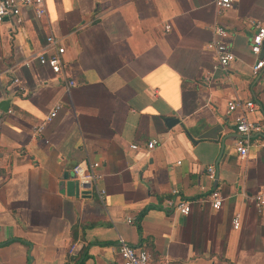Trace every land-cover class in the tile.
I'll return each instance as SVG.
<instances>
[{
    "label": "crops",
    "instance_id": "1",
    "mask_svg": "<svg viewBox=\"0 0 264 264\" xmlns=\"http://www.w3.org/2000/svg\"><path fill=\"white\" fill-rule=\"evenodd\" d=\"M45 6L41 18L25 7L0 25V264H122L119 238L147 250L150 264H264V210L249 199L264 186V148L240 158L227 111L253 101L254 141L264 139V68L253 76L250 51L264 0L228 10L214 0ZM215 27L235 58L226 69L207 49ZM48 36L64 48L60 75L36 58L55 53ZM84 160L101 165L102 200L73 177Z\"/></svg>",
    "mask_w": 264,
    "mask_h": 264
},
{
    "label": "built area",
    "instance_id": "2",
    "mask_svg": "<svg viewBox=\"0 0 264 264\" xmlns=\"http://www.w3.org/2000/svg\"><path fill=\"white\" fill-rule=\"evenodd\" d=\"M46 0H0V25L7 18L17 17L21 10L25 7L33 9L37 18H41L46 14ZM234 0H214V5L220 10H228L232 8ZM256 27V31L251 38L250 51L257 58L255 64L251 68L253 76L259 75L264 68V26L259 23H253ZM170 26H165V31L170 30ZM227 31L221 27H215L214 37L212 41L207 45V49L213 52L218 66L222 69H226L233 61L234 55L230 52L228 46L223 41L227 37ZM46 47L54 49L55 53L51 56H45L44 54L37 56L38 62L47 66L54 75L62 74V60L61 55L64 53V48L58 43V40L53 36L46 38ZM262 55V56H261ZM206 80H209L206 77ZM15 83H19L18 79L14 80ZM75 85L74 81H69V86ZM59 105H56L50 113L46 116L44 121L36 126L35 132L37 134L42 133L45 126L52 121L56 116ZM255 110V104L251 100H232L227 104V111L231 116L232 122L235 126V131L238 135L235 141V148L238 156L244 159L251 147L264 148V139L261 141H254V139L261 134V123L251 120L250 114ZM156 146V141H151L147 144V149L151 150ZM132 150H138L137 145L131 146ZM101 168L100 163L94 161H80L72 168V174L76 180L78 187L82 191L95 190L100 200L103 199L105 191L97 187L98 179L101 174L99 172ZM215 170L213 167L207 169V175L209 178L214 177ZM177 194L176 191L173 192ZM211 201V207L214 210H219L222 204V197L218 190H213L209 194ZM254 203V206L258 212L264 210V186L253 196L249 197ZM176 211L181 215H188L191 211L190 203L184 200H179L176 204ZM128 223H132L128 220ZM232 227L234 229L240 228V216L234 215L232 221ZM116 253L121 259L122 264H150V254L143 248H137L126 243L122 238L118 239L116 246Z\"/></svg>",
    "mask_w": 264,
    "mask_h": 264
},
{
    "label": "water",
    "instance_id": "3",
    "mask_svg": "<svg viewBox=\"0 0 264 264\" xmlns=\"http://www.w3.org/2000/svg\"><path fill=\"white\" fill-rule=\"evenodd\" d=\"M173 119H167L166 123L169 125L170 122L172 121ZM206 135L202 136V138H204Z\"/></svg>",
    "mask_w": 264,
    "mask_h": 264
},
{
    "label": "trees",
    "instance_id": "4",
    "mask_svg": "<svg viewBox=\"0 0 264 264\" xmlns=\"http://www.w3.org/2000/svg\"><path fill=\"white\" fill-rule=\"evenodd\" d=\"M72 235H73V232H72ZM82 262H83V261H81V262L78 263V261H76L75 264H77V263H78V264H82Z\"/></svg>",
    "mask_w": 264,
    "mask_h": 264
}]
</instances>
